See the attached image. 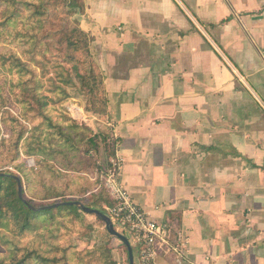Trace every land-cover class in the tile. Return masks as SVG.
I'll return each instance as SVG.
<instances>
[{"label":"crops","instance_id":"obj_1","mask_svg":"<svg viewBox=\"0 0 264 264\" xmlns=\"http://www.w3.org/2000/svg\"><path fill=\"white\" fill-rule=\"evenodd\" d=\"M78 19L121 181L172 228L155 264H264V0H84Z\"/></svg>","mask_w":264,"mask_h":264},{"label":"trees","instance_id":"obj_2","mask_svg":"<svg viewBox=\"0 0 264 264\" xmlns=\"http://www.w3.org/2000/svg\"><path fill=\"white\" fill-rule=\"evenodd\" d=\"M0 1L5 4L0 17V42L20 48V54L13 49L0 53V68L13 74V78L5 75L0 82L2 118L11 128L10 139L3 143L9 149L10 162L20 160L22 155H31L37 161L34 168L17 165V173L0 169V240L10 250L7 257L0 258V264H120L106 244L93 251H77L72 245L58 243L62 240L60 231L68 229L67 223L87 214L76 202L104 213L114 205L101 181L111 158L104 164L95 156L101 144L107 145L112 139L110 128L95 133L65 111L55 114L69 99L67 87L78 83L88 96L86 109L102 121L108 117L104 75L91 53L89 35L78 19L84 0ZM56 3L67 10L65 16L75 18V27L61 25L56 29L65 19L62 16L54 21L56 13L48 15V9ZM49 25L54 29L47 31ZM53 49L57 59L51 55ZM59 53L62 57L58 60ZM5 85L9 97L1 90ZM7 104L11 108L19 105L21 117L6 111ZM112 143L115 145V141ZM105 193L109 200L102 198ZM32 233L36 234L33 243L20 246L14 241L16 236ZM107 236L115 237L109 232Z\"/></svg>","mask_w":264,"mask_h":264},{"label":"rangeland","instance_id":"obj_3","mask_svg":"<svg viewBox=\"0 0 264 264\" xmlns=\"http://www.w3.org/2000/svg\"><path fill=\"white\" fill-rule=\"evenodd\" d=\"M60 6H61V3H56V6L53 5L48 9L49 16L52 17L56 13L57 17L54 21H57L58 18L65 16L64 13H66L67 10ZM4 8H5V4L0 1V17L3 13ZM74 19H75L74 17H70L66 15L64 22H61V23L59 22L56 25V29L60 28L61 25L64 27H70V28L75 27L76 25L73 22ZM53 29L54 27L52 25H49L47 31L53 30ZM11 49L15 50L16 52L20 54V48L17 47L16 44H11V43L1 40L0 53H7ZM50 54L48 55L49 56L53 55V57H55L54 59H57L55 49H53L52 54L51 55ZM59 55L60 57L58 58V60L62 57V54L59 53ZM79 55L82 57L81 54ZM36 68H37V72L39 73L41 70L38 67ZM49 71H52V69L49 68ZM5 75L8 78L10 77L13 78V74L10 73L8 69L2 70L0 68V82L1 83H3V79H4L3 77ZM1 90L7 94V97L10 96L8 93L9 90H8L7 85H5V87H3ZM67 91L69 94V99L65 101V103L63 104V107L59 106L58 109L56 108L57 111L55 112V114L58 115L60 113H63V111H65L66 113H68L70 117H72L79 124L88 126L95 133H98L100 131H107L106 128L110 127L108 125V122L106 121L107 119L104 118V120L102 121V119L98 115L92 112H89L86 109L88 96L80 89V85L76 83L75 86H68ZM54 97L56 99L59 98L57 94H55ZM5 109L6 111H9L10 113H12L14 116L21 117L20 113L22 112V108L19 105H16L14 108H11L10 104H7ZM75 109H81L82 114H80L79 112L77 113ZM32 115H34V113ZM22 121L24 122V120ZM10 131H11V128L6 125V123L4 122V119L2 118V110L0 106V169H4L5 171H12V172L17 173L16 171L17 165L23 164L29 168L36 167L37 161L35 157L31 155H22V158L15 162L9 161V159L7 158L8 155L10 154L9 149L7 148V145L3 143V140L8 141L10 139V136H11ZM44 135H47L46 131H44ZM112 142H113L112 139H110V142H108L107 145L102 143L99 152L95 154L96 159H98V161H100L101 163L107 164L108 163L107 161H109V159L113 157L114 152H115V145ZM106 158L108 160H106ZM91 176L93 177L94 174L91 173ZM60 183L63 184L65 182L64 180H60ZM108 196H109L108 193L107 194L105 193L102 196V198L104 200H109ZM68 221H71V220H68ZM67 225H68L67 230L62 229L60 231L62 240H60L58 243H61L64 245H72L74 248H76L77 251H85V250L93 251L97 249L100 245L106 244L110 247L111 249L110 254L115 261L119 262L120 264H129V258H128L126 246L116 237L109 238L107 236L108 232L106 230L105 224L101 220H99L95 215L85 214L84 218L80 220H76L74 222H68ZM1 231L4 234H7L9 237H11L7 231L5 230H1ZM35 240H36L35 233L29 234L25 237L16 236L14 238V241H16L17 244L20 246L33 243ZM9 252H10L9 246L5 242L0 240V258L7 257L9 255Z\"/></svg>","mask_w":264,"mask_h":264},{"label":"built area","instance_id":"obj_4","mask_svg":"<svg viewBox=\"0 0 264 264\" xmlns=\"http://www.w3.org/2000/svg\"><path fill=\"white\" fill-rule=\"evenodd\" d=\"M75 110L77 113L82 114L81 109ZM108 125L111 126L109 123ZM112 139L115 141V152L110 159V167L101 175L102 185L114 201L112 207H107V214L112 219L114 225L119 227L123 232L128 233L134 243L140 247V264H155L157 256L156 245L159 241L168 243L167 239L172 228L152 219L133 200L129 190L121 181L120 177L124 158L118 153L116 136L113 135ZM188 243L189 237L179 234V243L171 248L182 258L185 256V249Z\"/></svg>","mask_w":264,"mask_h":264},{"label":"water","instance_id":"obj_5","mask_svg":"<svg viewBox=\"0 0 264 264\" xmlns=\"http://www.w3.org/2000/svg\"><path fill=\"white\" fill-rule=\"evenodd\" d=\"M19 193L20 195H22L23 193L22 183L20 180H19ZM76 205H78L80 209L83 210L85 213L94 214L98 217V219L103 221L105 223L106 230L111 235L120 239L122 243L126 246L127 251H128L129 264H135L134 250H133V246L130 240L128 239V237H126L125 235H123L122 233H120L119 231L115 229L110 216L107 213L102 212L101 210L86 207L84 204L80 202H76Z\"/></svg>","mask_w":264,"mask_h":264}]
</instances>
